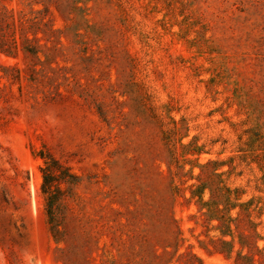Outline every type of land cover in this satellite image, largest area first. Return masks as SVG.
<instances>
[{"label":"rangeland","instance_id":"rangeland-1","mask_svg":"<svg viewBox=\"0 0 264 264\" xmlns=\"http://www.w3.org/2000/svg\"><path fill=\"white\" fill-rule=\"evenodd\" d=\"M0 9L27 18L47 9L63 34L59 68L77 79L60 96L43 93L21 56L1 57L21 73L0 79V264H159L167 229L157 209L171 208L172 191L183 258L168 248L163 263L235 264L220 253L229 248L219 223L189 202L190 172L201 168L205 201L240 192L231 216L264 264V0H0ZM42 157L82 179L61 243L41 195Z\"/></svg>","mask_w":264,"mask_h":264},{"label":"trees","instance_id":"trees-1","mask_svg":"<svg viewBox=\"0 0 264 264\" xmlns=\"http://www.w3.org/2000/svg\"><path fill=\"white\" fill-rule=\"evenodd\" d=\"M47 13L48 11L45 9L43 12H38L33 18H27L22 12L15 13L6 9H0V60L2 56L13 59L21 56L24 67L22 72L30 74V77H26L25 79L30 83V86L42 87L43 93L45 89L49 90V88L53 87L57 96H60L61 88L63 86L66 87L68 81L71 80L74 83L77 79L73 75L68 77V70L66 68H59L56 56L62 51L58 46L61 45L63 34L60 33L56 38V32L52 30L50 22H45V14ZM39 34L43 35L42 39L38 38ZM30 35L32 36L31 38ZM42 42L44 43L42 44ZM0 72H2L0 79H6L13 83H18L20 81L21 72L16 65L6 67L0 62ZM60 73L64 74L62 75ZM75 86L77 87L76 84H74V87ZM186 147L189 146H182L183 149ZM174 153L175 148L173 145L169 146L170 161L172 163H176L177 160ZM42 158L44 160V166L41 168V195L44 200L45 212L50 226V234L56 243H61L64 235V232L61 231L62 222L64 220L63 215L69 211L68 200L75 197L76 193L74 189L81 186L82 179L73 174L69 167L64 166L58 160L48 157ZM168 168L171 169L170 166H168ZM202 174H204V168H201L200 174L197 176L194 175L192 171L190 172V180H197V184L190 186L191 197L189 198V202L195 201L200 212H204V215L208 217L210 222L217 221L219 223V227H217L221 234L219 242L229 248L227 251H220L221 254H226V256L231 259L235 253V264H256L257 262H255L253 251H258V248L252 245L251 239L253 236L246 235L242 232L240 226L237 225L238 217L233 218L231 216L232 211L241 207L236 205V202L233 204L230 203L231 195L234 194L235 200L237 201L241 196L240 192L210 191L211 199L205 201L204 196L207 185H201L200 183ZM175 194V191H172L170 195V198L173 200L171 208L157 209L161 223L163 222L162 225L167 229L165 237L162 235L163 233L161 237L157 236L161 243L160 248L163 250V254H159L157 250L154 253L155 259L157 261L160 260L159 264H164L162 257L167 254L166 250L168 248H173L174 254L168 253L167 255H173V257L178 255L179 259L181 257L183 258L182 255H179L181 249L180 243L182 242L181 233L171 214L173 203L175 202ZM224 196L226 198L225 204L224 208L221 209L219 207V200L224 198ZM245 205H248V203ZM243 210L244 208L240 210V213ZM244 211L248 213L247 209ZM151 219L152 217H150V221ZM147 230L148 229L141 235V240L146 245L152 246V242L150 241V236L152 235L150 233L151 229L149 231ZM120 234L121 235L115 234L113 241L117 242L118 246L122 248L125 242L123 240V234ZM256 236L258 237L257 234ZM227 238H230V241H227ZM237 245L239 246V250L235 252V247ZM246 250L250 251V254L245 255L244 251ZM190 259L193 262L188 264H195L196 262L202 264L195 255H192ZM112 264H117L115 258ZM165 264L172 263L165 262Z\"/></svg>","mask_w":264,"mask_h":264}]
</instances>
